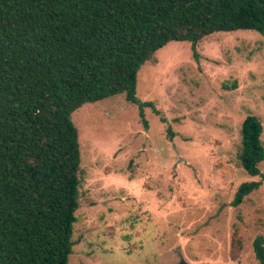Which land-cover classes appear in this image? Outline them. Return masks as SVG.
Wrapping results in <instances>:
<instances>
[{
	"label": "rangeland",
	"instance_id": "1",
	"mask_svg": "<svg viewBox=\"0 0 264 264\" xmlns=\"http://www.w3.org/2000/svg\"><path fill=\"white\" fill-rule=\"evenodd\" d=\"M196 51L197 62L188 42H170L137 74L136 97L165 123L145 108V128L123 95L71 115L81 187L68 264H259L252 242L264 236V180L237 154L248 114L264 145V37L213 33ZM250 181L259 189L231 206Z\"/></svg>",
	"mask_w": 264,
	"mask_h": 264
},
{
	"label": "trees",
	"instance_id": "2",
	"mask_svg": "<svg viewBox=\"0 0 264 264\" xmlns=\"http://www.w3.org/2000/svg\"><path fill=\"white\" fill-rule=\"evenodd\" d=\"M239 30L264 37V0H0V264H68L81 187L73 112L123 95L145 128V108L165 123L136 97L141 67L170 42H188L197 62L199 41ZM262 132L248 114L237 158L264 180ZM260 185L240 184L231 206ZM252 250L264 264V236Z\"/></svg>",
	"mask_w": 264,
	"mask_h": 264
},
{
	"label": "water",
	"instance_id": "3",
	"mask_svg": "<svg viewBox=\"0 0 264 264\" xmlns=\"http://www.w3.org/2000/svg\"><path fill=\"white\" fill-rule=\"evenodd\" d=\"M178 264H187V263L183 259H181Z\"/></svg>",
	"mask_w": 264,
	"mask_h": 264
}]
</instances>
